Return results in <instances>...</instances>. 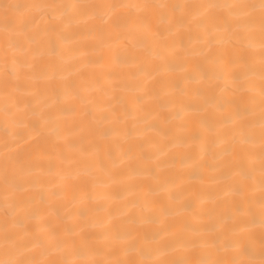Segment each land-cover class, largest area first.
<instances>
[{
  "label": "bare ground",
  "instance_id": "6f19581e",
  "mask_svg": "<svg viewBox=\"0 0 264 264\" xmlns=\"http://www.w3.org/2000/svg\"><path fill=\"white\" fill-rule=\"evenodd\" d=\"M0 264H264V0H0Z\"/></svg>",
  "mask_w": 264,
  "mask_h": 264
}]
</instances>
